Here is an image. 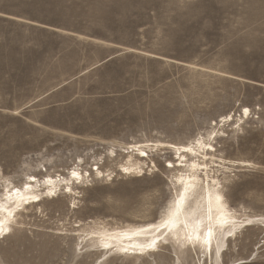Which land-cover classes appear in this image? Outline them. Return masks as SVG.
Returning a JSON list of instances; mask_svg holds the SVG:
<instances>
[{
  "label": "rangeland",
  "instance_id": "1",
  "mask_svg": "<svg viewBox=\"0 0 264 264\" xmlns=\"http://www.w3.org/2000/svg\"><path fill=\"white\" fill-rule=\"evenodd\" d=\"M243 107L251 113L239 120ZM211 132L212 175L232 207L261 218L264 0H0V189L2 178L75 163L91 173L77 195L23 213L0 238V264H212L171 247L103 258L78 247L77 233H86L73 230L79 219H158L176 192V171L166 167L175 155L158 143ZM135 142L154 143L157 167L124 174L125 147ZM255 223L220 264H264V224Z\"/></svg>",
  "mask_w": 264,
  "mask_h": 264
},
{
  "label": "bare ground",
  "instance_id": "2",
  "mask_svg": "<svg viewBox=\"0 0 264 264\" xmlns=\"http://www.w3.org/2000/svg\"><path fill=\"white\" fill-rule=\"evenodd\" d=\"M244 108L248 107L242 108L239 120L243 118ZM249 113H251L250 109ZM228 116L232 117L230 121L233 120V114L230 112L223 117V121H229ZM198 140L200 143H197ZM206 143L208 141L203 135L185 144L158 143L175 155L174 161L168 160L167 162L172 164L171 170L176 171L173 181L176 192L163 214L156 220L139 224L115 223L110 225L90 220L89 222L93 225H88L89 222L79 219L74 224L75 229L73 230L86 234L77 233V246L99 251L103 258L112 255L148 258L160 253L164 248L171 247L172 250L182 254L189 251L200 252L206 255L212 264H220L219 261L228 249L230 241L233 238L237 239L239 233L247 227L256 225L257 220L264 224V216L255 219L239 213L231 206L223 191L222 182L212 175L213 170L208 158L213 154L205 147ZM150 144L152 143L135 142L126 145L124 153L127 156L125 162L120 165V171L129 175L138 173L142 175L146 168L150 169L149 161L152 162L153 167H157L152 159L153 150L149 147ZM213 146L215 147L214 144ZM189 147L196 153L195 156L193 152L185 151ZM141 152H147V155H140ZM112 153L116 156L114 150ZM206 156L207 159H205ZM239 162L243 165L250 164L246 160ZM95 170L94 174L97 176L104 175V171L99 166L96 169L92 168L93 172ZM73 172L78 173L79 176L74 177ZM90 176V172L75 163L64 173H47L42 177L36 173H26L20 181L9 177L2 178L0 224L6 231L0 235V238L10 236L15 226L21 223L20 218L23 213L29 209L36 207L42 209L43 203L58 199L60 195H77L79 193L77 186L84 183ZM16 189L20 191L17 192ZM49 191L54 194L47 195ZM75 204L74 201L73 208H76ZM165 221H170L167 229L162 227ZM85 226L89 229H85ZM209 230H211V236L208 235ZM157 238L166 243H158L155 251L141 253V245H146ZM105 245L110 247H105ZM209 246L210 252L208 251ZM125 249L127 251H124Z\"/></svg>",
  "mask_w": 264,
  "mask_h": 264
},
{
  "label": "snow or ice",
  "instance_id": "3",
  "mask_svg": "<svg viewBox=\"0 0 264 264\" xmlns=\"http://www.w3.org/2000/svg\"><path fill=\"white\" fill-rule=\"evenodd\" d=\"M248 112H249V109H248V108H244V109H243V114H244L245 116L248 115ZM227 119L231 120L232 117H231V116H228ZM213 123H215V122H213ZM209 131H211V130H209ZM217 135H218V133H216V132H211V134L207 136V141H208V143L205 144V147H206V148L211 152V154H213V155H215V147L213 146V144L211 143V141H212V140L214 139V137H216ZM197 143H200V141L198 140ZM185 151H186V152H193V150H192L191 147L186 148ZM140 155H147V152H141ZM195 155H196V153L193 152V156H195ZM205 159H207V156L205 157ZM193 166H195V165H193ZM168 167H172V164L169 163V164H168ZM202 167H203V165H202ZM125 171H129V169H125ZM72 175H73L74 177L79 176V174L76 173V172H73ZM31 179H35V177H31ZM109 179H111V177H109ZM49 183H51V181H49ZM68 190L71 191V189H68ZM16 191L19 192L20 190H19V189H16ZM53 194H54V193L51 192V191H49V192L47 193V195H53ZM35 199H39V197H35ZM169 223H170V221H165L164 224L162 225V227H163L164 229H167ZM4 231H6V230L3 228V225L0 224V235H2ZM162 235H163V234H162ZM208 235L211 236V230H209ZM158 243H166V241H164V240H162V239H160V238H157V239L152 240L150 243H148V244H146V245H141V246H140V251H141V253H143V252H145V251H155V250H156V245H157ZM105 247H110V246H109V245H105ZM124 251H127V249H125Z\"/></svg>",
  "mask_w": 264,
  "mask_h": 264
}]
</instances>
